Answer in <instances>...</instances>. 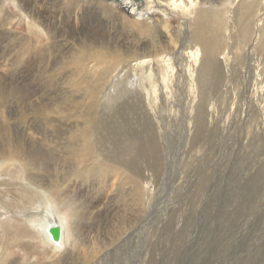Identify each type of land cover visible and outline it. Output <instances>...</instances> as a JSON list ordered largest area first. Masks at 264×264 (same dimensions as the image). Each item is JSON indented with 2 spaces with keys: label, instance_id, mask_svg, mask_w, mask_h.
Returning <instances> with one entry per match:
<instances>
[{
  "label": "rangeland",
  "instance_id": "rangeland-1",
  "mask_svg": "<svg viewBox=\"0 0 264 264\" xmlns=\"http://www.w3.org/2000/svg\"><path fill=\"white\" fill-rule=\"evenodd\" d=\"M184 3L171 15L145 0L138 10L132 0H0V155L11 164L0 161V264L60 257L58 264H86L97 250L101 264H264V119L255 123L264 118V96L249 97L240 78L252 74L264 93V0ZM77 43L86 53L85 81L69 87L66 63L82 49ZM91 43L105 53L91 55ZM199 43L193 69L175 72L153 98L108 53L166 45L165 55ZM92 84L101 91L93 95ZM191 90L192 107L181 99ZM204 97L214 109L209 118L208 105L197 101ZM81 128L93 136L91 160H79ZM30 180L58 194L49 199L76 242L64 258L66 250L50 251L30 225L41 200L28 189H46ZM128 236L130 245L121 247Z\"/></svg>",
  "mask_w": 264,
  "mask_h": 264
},
{
  "label": "bare ground",
  "instance_id": "bare-ground-1",
  "mask_svg": "<svg viewBox=\"0 0 264 264\" xmlns=\"http://www.w3.org/2000/svg\"><path fill=\"white\" fill-rule=\"evenodd\" d=\"M146 1V4L149 5V7L154 4L158 7H160L161 10H166L167 12L165 11H162V12H165V13H171L172 12V9L174 8H178L179 6H181L183 8V10H185V3L184 1H188L191 5H195L197 0H145ZM205 1V0H203ZM235 1V0H234ZM263 1V0H262ZM232 3V2H231ZM233 5V4H232ZM236 5V4H235ZM161 6H164L163 8H161ZM242 7V6H241ZM181 8V9H182ZM235 8V7H234ZM259 8V7H258ZM262 8H264V5L261 7V10ZM137 9V8H136ZM31 10V9H30ZM138 10V9H137ZM233 11H235L233 9ZM34 12V11H33ZM242 12H243V8H242ZM234 13V12H233ZM244 13V12H243ZM32 14V13H31ZM38 15V14H37ZM172 15V13H171ZM170 15V16H171ZM32 16L34 17L35 15L32 14ZM163 16H165L163 14ZM167 16V14H166ZM37 17V16H36ZM26 18V17H24ZM209 19V18H208ZM183 22L184 24L187 23V18H183ZM31 24V23H30ZM231 26V25H230ZM141 27V26H140ZM229 28V27H228ZM178 32L182 29H177ZM143 31V30H142ZM184 31V30H182ZM179 33H177L178 35ZM208 34H209V31H208ZM177 35L175 34L174 35V38H177ZM146 37V36H145ZM179 37V35H178ZM240 38V37H239ZM82 41V40H81ZM99 41V40H98ZM83 42V41H82ZM256 43V42H255ZM78 44V43H77ZM144 44V43H143ZM148 44V43H147ZM100 43L96 44V43H91L90 44V47H89V52L91 53V55L93 56H97L100 57L103 53H105V51H103V48L104 47H100ZM79 47H81L82 49L81 50H78L77 53L74 54V56L72 57L71 60H69L66 64H70L71 69H67L65 71V81L64 82H67L69 83V87H74L75 85H77L79 82L81 81H85L83 79V77L81 76V73H80V69L82 68V66H84V61H85V56H86V53L84 51V44L83 43H79L78 44ZM143 46V45H142ZM201 44L199 43L198 46H195L191 49H188L187 52H182L181 49L177 52V53H172V52H168V54H165L164 55V51L165 50H170V49H167L168 47L165 45L164 48H161V49H158L156 50L155 48L150 49L149 48H136L133 46V52H129L128 50H125V51H121V50H118L117 48L113 47L111 49H109V54H110V57L113 59V60H116L117 59H120L122 60V63H120V67H115V68H121L123 70H126V71H129L132 75L135 74V78L139 81L138 85H139V89L144 92L145 94L149 95L150 98H153L154 97V94L159 90L161 89V91H165L167 88H168V80L170 79H173L175 77L174 73H178L180 74V76H182V72H183V67L186 69V70H189V69H193L192 66H195L196 63L199 61L200 57H201V48H200ZM242 46V44H241ZM253 47V44L249 46V49H251ZM250 52V55L253 57V55H257V57H253V59H255V61H261V58L260 56L254 51V50H249ZM228 54L225 53V56ZM229 56V55H228ZM182 61H185L186 62V65L182 64ZM93 62H98L97 60L94 59ZM114 62V61H113ZM112 62V63H113ZM184 62V63H185ZM210 63V62H209ZM223 63H224V73L223 74V78L227 81V83L230 82V80H232V73H231V69L230 68V60L227 58H224L223 60ZM98 64V63H97ZM181 64L183 66H181ZM92 65V64H91ZM96 65V63H95ZM114 65V64H113ZM206 65V63H205ZM208 65V64H207ZM210 65H213L210 63ZM210 65H208L210 67ZM260 66V65H259ZM96 67V66H94ZM207 67V66H206ZM215 68V67H214ZM253 68V66H252ZM258 68V67H257ZM264 68V67H263ZM259 69V68H258ZM233 70V69H232ZM117 71V69H116ZM100 72V71H99ZM120 72V70L118 71ZM210 71H208L207 73L209 74ZM188 73V72H187ZM214 73V72H213ZM212 73V74H213ZM116 74V73H115ZM248 74V73H247ZM99 75V73H98ZM118 75V74H116ZM174 75V76H173ZM190 76H193V72H189ZM235 75V74H234ZM250 76H247L245 73L242 74V78L244 80V83H245V86L246 84H250L249 87L246 88V91H247V95L249 97L251 96H264V93L262 92L261 94H259L260 90H258L256 87L253 86V84L251 83V78H252V74H250ZM101 77V75H99V77H93L92 75H89V81L91 82H97V80ZM114 77V76H113ZM149 81L150 79L154 78L156 79V87H155V91H149V84H146L148 83L147 80ZM115 78V77H114ZM119 78V77H118ZM144 78L146 80V82H143L144 80L142 79ZM62 79V78H61ZM122 79V78H120ZM141 79L143 81H141ZM114 80V79H113ZM116 80V79H115ZM247 80V81H245ZM62 81V80H61ZM151 81V80H150ZM115 82V81H114ZM155 82V81H154ZM257 82V81H256ZM172 83V82H171ZM258 83V82H257ZM256 83V84H257ZM190 84H193V81L190 80ZM255 84V85H256ZM71 85V86H70ZM199 85V84H198ZM100 86V84H92L90 86V90L92 91V94L94 95L95 92H96V89ZM259 87V86H258ZM261 87V86H260ZM229 88V87H228ZM98 89H100L101 91V88L99 87ZM151 89V87H150ZM191 89H194L193 87H191ZM234 89V88H233ZM195 90V89H194ZM98 91V90H97ZM231 91V90H230ZM77 93H79V97L80 98H83L85 96V92L82 91H78L76 90ZM195 93H199L198 89H196L194 91ZM67 93V92H66ZM101 93V92H100ZM191 93H193V91L191 90L190 92H187L185 93V97L184 98H181L182 100H184V104H185V101H187V103L189 102L190 103V107H192V105L196 104L194 103L195 102V98H193V96H191ZM70 95V94H69ZM92 95V96H93ZM183 96V95H182ZM259 96V97H260ZM99 97V96H98ZM217 98V97H216ZM62 99V98H61ZM75 99V98H73ZM93 99V98H92ZM261 99V98H260ZM259 99V100H260ZM143 100V99H142ZM169 100V99H168ZM167 100V101H168ZM153 101V100H152ZM178 101V100H177ZM181 101V100H180ZM199 104H201V106L203 105L202 103H205L206 105H208L207 110H206V113L208 118H209V111H214V109L212 107L209 108V97H204L202 98L200 101L197 100ZM261 101V100H260ZM259 101V102H260ZM74 102V101H73ZM140 102V101H139ZM151 102V101H149ZM166 102V101H165ZM172 102V101H171ZM175 102V101H174ZM258 102V103H259ZM169 103V102H168ZM231 104V103H230ZM213 105V104H212ZM80 107V106H79ZM185 107V106H184ZM183 107V108H184ZM189 107V105H188ZM137 108V107H136ZM187 107H185L186 109ZM201 108V107H200ZM71 109V108H70ZM138 109V108H137ZM202 109V108H201ZM204 109V108H203ZM202 109V110H203ZM221 109V107H220ZM226 109V108H225ZM75 110V109H74ZM81 110V109H80ZM187 110V109H186ZM195 110V109H194ZM200 109H198L199 111ZM69 111V110H68ZM224 111V110H223ZM261 111V110H260ZM59 112V111H58ZM194 112V111H193ZM196 112V110H195ZM200 112V111H199ZM179 113V112H178ZM187 113V112H186ZM189 113H192V112H189ZM202 113V112H201ZM216 113V112H215ZM183 114V113H182ZM203 114V113H202ZM213 114V113H212ZM218 114V112H217ZM73 115V113H72ZM76 116V115H75ZM183 116V115H182ZM193 116V115H192ZM220 116V115H219ZM228 116V115H227ZM216 117V116H215ZM213 117V118H215ZM193 118V117H192ZM191 118V119H192ZM173 119V118H172ZM190 119V118H189ZM264 118H261L260 121H257L255 120V123H262L261 120H263ZM83 121V120H82ZM88 121V118L87 119H84L83 121V125L85 123H87ZM168 121V120H167ZM166 121V122H167ZM191 121V120H190ZM176 122V121H175ZM136 123V122H135ZM207 123V121H206ZM137 124V123H136ZM90 125V123H89ZM173 125H174V122H173ZM168 126V125H167ZM196 126V125H195ZM194 126V127H195ZM83 127V126H82ZM85 127V126H84ZM177 127V126H176ZM173 128V127H172ZM225 129V128H224ZM176 130V129H175ZM81 133H83L84 135L83 136H78L77 140L81 143V146L82 149L80 151V153L78 154L79 155V160L82 161V160H85V159H89V158H86L89 156L90 152V148L87 147L89 145H92L93 143V136L91 135L90 133V137L87 136L86 133L82 132V128L80 130ZM174 131V130H173ZM142 139V138H141ZM117 142V141H116ZM140 143V142H139ZM2 147V145L0 146ZM136 148V147H134ZM5 150V149H3ZM2 148H1V151L3 152ZM139 152V150H138ZM135 153V152H134ZM152 155V154H151ZM92 157L94 156L95 157V154L91 155ZM84 158V159H82ZM97 158V157H96ZM102 158V157H100ZM104 159V157H103ZM113 159V158H112ZM78 160V161H79ZM94 160V158H93ZM98 162L100 159H97ZM130 160V159H129ZM136 160V159H135ZM0 161H4V163H8L9 165H11L8 161V158H7V155L6 153H2L0 155ZM77 161V160H76ZM126 161V160H124ZM133 161V160H132ZM142 161V160H141ZM85 162V161H83ZM89 162H92V161H89ZM111 162V161H110ZM134 163V162H133ZM81 164V163H80ZM116 164V163H115ZM114 164V165H115ZM120 164V163H119ZM126 164H127V161H126ZM29 165V163H28ZM117 165V164H116ZM128 165V164H127ZM100 166H103V167H106L107 169V165L106 163L103 164L101 163ZM120 167V166H119ZM122 167V166H121ZM129 167V166H127ZM139 167V166H138ZM135 168V167H134ZM90 169V168H89ZM110 169V168H108ZM113 169L115 171H120V169H117V166L116 167H113ZM137 167L133 170H136ZM130 171H133L131 169H129ZM140 171V170H139ZM28 172V171H26ZM76 172V171H75ZM92 172V171H91ZM95 172V171H94ZM134 172V171H133ZM136 172V171H135ZM32 173V172H31ZM127 173L129 175H132V173H130L128 170H127ZM85 174V173H84ZM84 176V175H83ZM86 177V175H85ZM28 178V176H27ZM32 181V180H30ZM33 183L37 184L38 186L40 187H43V188H46V189H38V190H35V189H28L29 193L33 194V195H36V197H38L40 200H41V203L39 206H36L34 208H39L40 207V210L38 212H35V216L34 215H30L28 217L29 221H30V225L32 226V228L34 229V231L36 232L37 236L39 237V239L41 240V242L52 252H63L64 250H66V252L64 253V255L62 256L64 258L65 254L66 253H71V251H69L67 248L69 247L70 244H74L75 245V240L71 238L70 236V233L68 234V236L66 237V226H64L65 224H63V222H60L58 220V215L55 211V208H54V203L51 201V199H49V197H54V198H57L58 197V194L55 193V194H52V192L54 193V191H52V189L50 188L49 185H46L44 183H37V182H34L32 181ZM145 184V183H144ZM135 186V185H134ZM132 186V187H134ZM140 187V191L143 193V191L145 190V186H143V183L141 182V184H138L136 188ZM48 189V190H47ZM138 190V189H137ZM57 192V191H56ZM137 193V192H136ZM143 195V194H142ZM64 197H62L60 199L61 203L63 205H66V206H70V204L65 200L63 199ZM37 199V198H36ZM50 201H49V200ZM136 199V198H135ZM139 199V198H138ZM39 200V201H40ZM35 201V200H34ZM53 204H52V203ZM136 202V201H135ZM139 204H141L140 202H137ZM137 205V204H135ZM138 206V205H137ZM143 206V205H142ZM33 208V207H32ZM141 208V207H139ZM43 209V210H42ZM87 209V208H86ZM143 209V208H141ZM140 209V210H141ZM35 210V209H34ZM129 211V210H128ZM32 212V211H31ZM131 212V211H130ZM54 213V214H53ZM135 214V213H134ZM145 214V213H144ZM159 214V213H158ZM143 217V215H142ZM142 219V218H141ZM140 219V220H141ZM54 224H58L60 225L61 227V235H60V239L58 242H55L52 240V237L49 233V228L51 225H54ZM137 227V226H136ZM132 227H130L131 229ZM138 228V227H137ZM134 229V228H133ZM128 230V229H127ZM126 230V232H127ZM131 232V231H130ZM140 232V231H139ZM137 233V231H136ZM128 234V233H127ZM134 236V235H133ZM135 237V236H134ZM125 238V237H124ZM130 237L128 236L125 240H123V242L121 243L122 246H125V245H128L129 244V239ZM133 238V237H132ZM141 239V238H140ZM133 240V239H132ZM142 241V240H141ZM112 242V241H111ZM120 242V241H119ZM118 242V243H119ZM107 244V243H105ZM111 245V243H109ZM130 245V244H129ZM115 248V247H114ZM124 248V247H123ZM105 249V247H104ZM110 249V248H109ZM112 250V249H111ZM124 250V249H123ZM106 251V250H105ZM109 251V250H108ZM99 252V250H97L96 252H94L95 254L92 255V256H89V260L86 261V264H101L102 263V259H103V255H97V253ZM128 252V251H127ZM127 252L124 251V253L122 255H124L127 259L128 257V261H130L131 259V254H128L127 255ZM132 252V250H131ZM113 253V252H112ZM6 254V253H5ZM72 255V254H71ZM70 255V256H71ZM111 255V254H110ZM4 256V255H3ZM133 256V255H132ZM68 257V255H67ZM124 257V258H125ZM66 258V257H65ZM9 259V257H8ZM74 259V258H73ZM105 259V258H104ZM63 259L60 258H57V259H54L52 261H50L49 264H58L59 261H61ZM68 260V259H66ZM126 261V260H125ZM0 263H2V261L0 260ZM17 263V260L14 261V263L12 264H15ZM66 263V262H65ZM28 264H31V263H28ZM32 264H35L34 262ZM60 264V263H59Z\"/></svg>",
  "mask_w": 264,
  "mask_h": 264
},
{
  "label": "water",
  "instance_id": "water-1",
  "mask_svg": "<svg viewBox=\"0 0 264 264\" xmlns=\"http://www.w3.org/2000/svg\"><path fill=\"white\" fill-rule=\"evenodd\" d=\"M115 1H120V0H115ZM132 1L135 3V7L137 9L142 8V5L144 4V0H132ZM127 7L130 8V6ZM49 233L52 237V240L58 242L61 235V227H59L57 224L51 225L49 228Z\"/></svg>",
  "mask_w": 264,
  "mask_h": 264
}]
</instances>
